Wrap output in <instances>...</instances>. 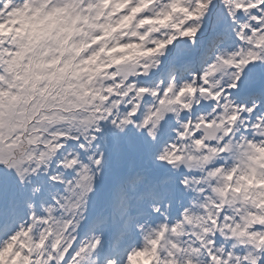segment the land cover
I'll return each mask as SVG.
<instances>
[{"label": "snow or ice", "instance_id": "obj_1", "mask_svg": "<svg viewBox=\"0 0 264 264\" xmlns=\"http://www.w3.org/2000/svg\"><path fill=\"white\" fill-rule=\"evenodd\" d=\"M76 3L86 66L35 105L14 90L28 48L12 34L32 25L33 46L66 44L74 29L53 35L65 8L36 19L31 0H0V264H185L195 250L264 264V248L244 258L248 245L222 235L241 216L212 188L223 166L238 192L236 156L264 153V0Z\"/></svg>", "mask_w": 264, "mask_h": 264}, {"label": "clouds", "instance_id": "obj_2", "mask_svg": "<svg viewBox=\"0 0 264 264\" xmlns=\"http://www.w3.org/2000/svg\"><path fill=\"white\" fill-rule=\"evenodd\" d=\"M16 7H22V5L17 4ZM78 7L76 0H31L29 14L34 13L37 8L43 9L36 19H43L45 14L54 8L66 9V11L57 13L54 17L57 21V27L53 31L55 36L56 32L60 31V28L74 29L66 44L48 39L40 41L33 46L29 40L32 25H29L22 33L12 34L14 39L10 40V42L18 50H22L25 46L28 48L24 58L19 61V68L16 70L15 74H18L21 78L14 81L15 85H17L14 90L25 98L32 97L35 105L57 102L58 97L65 92L64 86L74 82L70 79L72 71L75 70L77 65L79 67L86 66L80 63L86 58L84 54L88 51L87 47H82L86 40L80 31L75 30L80 28L81 24L79 22L76 25L73 24ZM51 23L52 19H49L44 25H36V27L46 28ZM68 35L69 33L65 31L61 33L60 39L62 40L63 37ZM88 35H91V31H89ZM7 38L5 37V39ZM32 39H35V36H32ZM78 48L80 49L79 52H77ZM128 51L133 52L134 50L129 49ZM103 59L106 63L110 62V58L106 55ZM53 61L55 63H52ZM66 64H70L71 67L66 73H61L59 69ZM87 66L95 67L93 64H88ZM86 75L84 74V78H86ZM20 85H23V87H19ZM53 85L56 86L53 87ZM75 91H80V89L77 88ZM68 99L74 100L76 97L69 95ZM32 101H29L28 104L21 102L12 110L11 117L13 119L22 118L25 112L30 111V107L34 106ZM238 151L240 150L238 149ZM253 156L259 159L254 160ZM233 167L239 171L240 176L246 177V179L237 178L235 180L234 185L240 187L238 192L235 190L226 191L228 185L233 182L227 179L223 166H221V171L217 173V176L214 177L216 184L212 185L213 194L220 200L218 207H223L225 203H228L241 216L240 221L235 223L232 231L222 232V235L228 238L234 237V244L243 243L248 245L245 248L246 256L244 258L256 253L255 259L259 260L261 249L264 248V153L254 151L252 155H249L248 149H243L241 155L236 156ZM208 200L209 204L215 205V201L211 197H208ZM238 202L239 208H236ZM241 209L243 210L242 212ZM211 216L212 213L209 210V218ZM256 225H260V227H255ZM215 228L216 225L213 224L206 231L212 232ZM182 231L183 229L181 228L179 232H173L172 235L178 237ZM201 231H205L203 226ZM241 232L244 234L240 235ZM226 242L227 240H225ZM187 248L191 250L192 244H187ZM205 255L206 253H200L198 250L190 251L189 256L184 258V262L185 264H212L210 259L205 258Z\"/></svg>", "mask_w": 264, "mask_h": 264}]
</instances>
